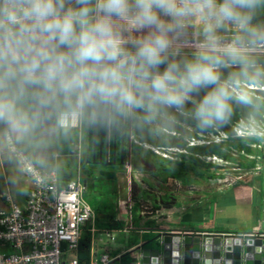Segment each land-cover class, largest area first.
<instances>
[{
	"label": "clouds",
	"instance_id": "clouds-1",
	"mask_svg": "<svg viewBox=\"0 0 264 264\" xmlns=\"http://www.w3.org/2000/svg\"><path fill=\"white\" fill-rule=\"evenodd\" d=\"M261 6L264 0H0L8 41L2 78L41 106L99 100L123 113L139 110L145 122L175 109L197 127L214 126L230 114L231 88L262 75L252 55L264 43V23L254 22ZM191 27L200 39L190 55H178ZM228 65L237 68L222 78ZM13 112L4 105L0 116L22 130Z\"/></svg>",
	"mask_w": 264,
	"mask_h": 264
},
{
	"label": "rangeland",
	"instance_id": "rangeland-1",
	"mask_svg": "<svg viewBox=\"0 0 264 264\" xmlns=\"http://www.w3.org/2000/svg\"><path fill=\"white\" fill-rule=\"evenodd\" d=\"M258 16H260V14H258ZM261 23H264V20H261ZM197 31L195 27L189 29L185 37L187 42L180 46L178 55L188 56L194 51L196 43L200 39L197 35ZM223 36L226 40L230 39L231 29L229 28L224 31ZM259 44L264 46V43H257L254 47L256 51L253 53L256 57L264 58V47L258 48ZM2 52L5 53L6 50H2ZM225 69H227V67H225ZM235 86L239 87L233 86L231 92L233 96L241 102H244L240 99L243 95L258 97L249 90L261 89L259 84L250 86L239 83ZM240 86H243V88ZM193 98L197 99L195 93L193 94ZM107 104L106 114L108 115L109 121L111 118L110 116L113 114H124L123 123L127 126V130L120 135L118 141L116 138L113 139L111 137L112 134L108 130V133L103 139L104 141H102V148L104 147L105 162L109 163L107 165H111V167H98V169L104 170H109L113 167L112 170H114L116 174L118 184L116 185L118 189L116 194L117 197L116 195L112 196V194H110L108 182L103 181V184L106 183L104 185L97 183L96 189H93L91 187V179L83 175L84 181H87L90 186L87 187L84 193L83 201L92 208L94 205H99L105 201L103 199V194H106L108 198H110L108 200L110 204L112 203L116 207V211L119 210L122 205L125 211L130 197V200L135 203L133 205V211L136 212L141 210L145 213L144 216L146 217V221L144 223H155L154 217L156 216L160 219H167L168 215L172 214H169L170 209H173L176 205H183L182 211L177 215L180 219V217L187 215L185 213H187L186 211L189 210V207H193L194 209H198L205 205L215 207L217 201L221 200V195L228 190L226 189L227 186H229L230 189V187L236 186L239 179L243 180L242 182H248L256 175V163L260 167L261 175L264 174V127L260 122L254 119H243L232 128L227 127L228 134L220 128L215 127L213 133L202 135L198 133L195 128L187 127L185 124H176L170 117L167 118L163 114L157 116L158 120L145 122L138 115L140 114L139 110L123 113L116 109L114 110L113 105L110 103ZM137 120H139L143 126H149L151 130L139 126ZM262 122L264 125V120ZM110 128L109 126L108 129ZM185 130H188L189 133L196 134L199 138H189ZM160 134L171 136L176 140L182 139L186 146H184V148L162 147L164 143H171V141L166 138L162 139ZM251 134L258 138L259 142L256 146H253L255 148L253 155L247 156L246 158L243 157L244 154H238L230 148L225 154L227 158L224 156L220 157L206 154L195 155L194 153L193 155H195V157L206 164H210L209 167L202 169L204 177H198L192 171L182 180L166 176L163 171H168L171 168L157 158L159 156L174 161L177 160L175 156L177 154L190 155L186 147L205 146L212 143L217 144L220 148L222 147L223 151H225V145L229 143L230 140L234 138L250 137ZM136 146H140L141 151L137 150ZM110 148L113 150V157L111 153H108ZM150 152L155 157H153ZM111 158H113L112 161H110ZM251 161L255 163V168L252 170H246L240 166L243 163ZM86 168L90 169V166H85L83 162V173ZM98 169L95 168L93 172L95 175L98 174ZM120 211L122 212L121 209L119 212ZM150 217L153 218L150 220ZM174 217L176 219V216ZM211 217L212 216H209L208 218ZM119 220L122 221V218H119ZM97 227H99L98 219ZM105 237L106 236H103V238Z\"/></svg>",
	"mask_w": 264,
	"mask_h": 264
},
{
	"label": "crops",
	"instance_id": "crops-1",
	"mask_svg": "<svg viewBox=\"0 0 264 264\" xmlns=\"http://www.w3.org/2000/svg\"><path fill=\"white\" fill-rule=\"evenodd\" d=\"M263 11L264 6H261L257 9L256 15L260 14V16H264ZM7 43L6 41L4 49L0 47V111L3 110L4 105H13V116L20 121L22 130L14 129L8 119L0 116V211L7 209V204L4 200L5 195H9L15 203L23 204L30 187L16 160L8 152V138H11L16 146L28 154L40 167L49 168L54 166L57 175L63 180L74 179L78 170L75 158H73L74 162H72L75 163V167L74 165L73 168H71V165L67 166V161H70V159L66 155L67 148L64 142L57 135V129H60L59 124L57 123V128L56 124L50 121H34L22 106H17L18 99L15 96L10 98L11 96L8 95L14 92L13 89H8L7 91L10 84L2 78L4 66L1 65L3 58L7 55ZM2 50H6V52L4 53ZM108 124H110V121H108ZM108 128L109 125L105 133H103L102 128L97 129L95 127L91 139L88 135L84 139L83 129L81 132L77 131V135L80 133L81 136V148L82 150L84 149L82 163L84 162L85 166H89V164L85 163L84 158L87 155L90 157L96 154L97 150L102 146V141H104L103 139L108 130L110 131ZM97 135H99L98 145H96L95 140V136ZM82 163L80 169L83 178ZM90 169L94 170L95 167L90 166ZM255 171L256 175L248 182H242L243 180L239 179L236 186L230 187V189L227 186L226 189L228 190L221 195V200L217 201L215 207L211 205H205L198 209L189 207V210L185 213L187 215L180 217V219L177 215L182 211L183 205H176L173 209H170L169 214L172 213L173 215H168L167 219H160L156 216L154 217L155 223H144L146 221L145 213L141 210L134 212L133 205L135 203L129 197L128 206L125 211L122 205V207L120 206L122 212H119L120 209L117 210L113 221L111 219L103 221V224L110 223L111 225L119 222L122 224V227H100L102 231L100 240L102 242H99L98 246L116 260L125 255H129V257L137 256L138 253H141V249L139 252L135 251L132 253L134 249L141 246L142 249L152 247V244L149 243L151 240L157 235L169 231L196 230L200 232L230 231V233L241 234L263 233L264 174L261 175L260 167L257 163ZM117 192L118 189L116 190V194ZM174 216H176V219ZM209 216L212 217L208 218ZM119 218H122V221ZM152 218L150 217V220ZM130 224L135 229L127 230ZM103 236L106 237L103 238ZM120 262L113 264H119Z\"/></svg>",
	"mask_w": 264,
	"mask_h": 264
},
{
	"label": "built area",
	"instance_id": "built-area-1",
	"mask_svg": "<svg viewBox=\"0 0 264 264\" xmlns=\"http://www.w3.org/2000/svg\"><path fill=\"white\" fill-rule=\"evenodd\" d=\"M0 33V47L4 49L7 39ZM260 88L264 90V86ZM82 119L83 105H75L73 111L59 115L58 124L62 130L81 132ZM77 136L73 154L78 170L76 177L67 181H61L54 166L40 167L11 138L7 139L8 152L30 187L23 204L4 196L7 209L0 211V264H80L78 251L85 234L90 236L89 264H110L114 260L99 248L102 231L97 227V215L83 201L87 186L80 169V133ZM131 229L135 228L130 224L127 230ZM259 234L264 236V232Z\"/></svg>",
	"mask_w": 264,
	"mask_h": 264
},
{
	"label": "trees",
	"instance_id": "trees-1",
	"mask_svg": "<svg viewBox=\"0 0 264 264\" xmlns=\"http://www.w3.org/2000/svg\"><path fill=\"white\" fill-rule=\"evenodd\" d=\"M261 20H264V16H255L254 17V22H261ZM253 57L256 60V67L262 70V75L257 78L254 82H249L246 79L240 80L237 84H245V85H250L253 86V84H259V87L264 86V58H259L256 57L254 53H252ZM6 57V56H5ZM5 57L2 60L1 65L4 66L5 64ZM237 68L236 65H228L227 69L221 68V73H222V78L226 76L230 71H235ZM10 87L8 89H13L12 85H9ZM234 87H239L235 86ZM243 88V86H240ZM252 91L255 95L258 97H254L251 95H247L250 97L251 102H241L239 99H236L234 96L233 98L229 101L231 105V111L228 117L221 123L216 124L214 126L206 127V128H200L195 125V123L188 118L186 115L177 112L175 109H167L165 112H162L160 114H163L167 118H171L174 123L176 124H185L187 127H193L196 129V131L202 135L208 134V133H213V129L215 127L220 128L222 131H224L226 134H228V128H232L235 126L240 120H249V119H254L255 121H258L263 125V116H264V90L258 89V90H249ZM251 93V92H250ZM10 98H13L14 96L16 99H18V105L22 106V108L25 109V112L29 114V117L33 119L34 121H50L52 123H55L57 128H58V118L59 115L63 112H71L75 109V104L72 105H65L60 98H57V101L51 102L46 106H41L39 105L36 100L33 98L31 95V92H26L22 96H17L14 93H9ZM197 99L198 96L195 94ZM233 95V93H232ZM15 104V105H16ZM108 104L107 102L104 101H99V100H94L92 103L84 104V109H83V119H82V131H83V136L84 139L87 138V135L90 137H93V130L95 127L102 128L103 133H105L107 127H108V115L106 114ZM191 107L190 102H186L185 108ZM115 110V108H113ZM114 113V112H113ZM123 115L124 114H113L110 116V132L112 134V138L118 141L120 139V135L127 130V126H125V123H123ZM140 117L142 113L138 114ZM154 120H158V117H156ZM102 124V125H101ZM137 124L139 126L145 127L148 130H151L149 126H143L139 120H137ZM228 127V128H227ZM58 130V136L59 138L64 142L67 150H66V155H68V158L70 161H67V166L71 165V168H73V165L75 167V163L73 158V148L74 145L77 143V130ZM98 132V130H96ZM155 131V130H154ZM185 133H187V136L192 139H197L199 138L196 134L189 133L188 130H185ZM161 135V134H160ZM98 136H95L96 140V145H98L99 140ZM104 136V134H103ZM162 139H167L170 140L171 143H164L162 147L169 148V147H178V148H184L186 146L185 142H183L182 139H174L171 136L167 135H161ZM229 136V135H228ZM229 141V140H228ZM258 138L256 137H246V138H234L229 141V143H226L225 145V151H223L222 147L220 148L217 144L212 143V144H207L205 146H190L186 147L187 151L190 152L189 156H186L184 154H177L175 155L177 157V160L171 161L168 159H164L161 157H157L160 161H163L165 164L168 165L171 169L168 171L165 170L163 173L166 176L173 177L178 180L184 179L191 171L198 177H204V172L202 171L203 168L209 167L210 164H206L202 160L198 159L195 157L197 154H206V155H216V156H225V154L229 151V148L236 151L238 154H244L243 157L251 156L254 153V145L256 146L258 143ZM137 150L141 151L140 146H136ZM84 150V149H83ZM82 150V153H83ZM98 151V150H97ZM195 153V155H193ZM151 154V152H150ZM153 157H155L153 154H151ZM83 156V154H82ZM84 157V156H83ZM91 157V156H90ZM88 157V158H90ZM113 157V156H112ZM87 158V159H88ZM92 158V157H91ZM113 158H111L110 161H112ZM84 160H86L84 158ZM243 169L246 170H252L255 168V163L254 162H247L243 163L240 165ZM103 168L104 167H111V165H106L103 163ZM113 169V167H112ZM109 169V170H104V169H98V174H94L93 172L95 169H85L83 175L91 179V187L93 189H96L97 183H100L101 185H104L106 183H102L103 181L109 183V188H110V194L112 196L116 195V174L114 170ZM61 179V178H60ZM61 181H67L61 179ZM87 182V181H86ZM87 187L89 186V183L87 182ZM96 192V190H95ZM103 201L99 205H94L93 209L97 215L98 219V226L100 227H107V228H120L122 227V224L119 222H115L113 225L110 223L103 224V221L106 219H111L112 221L114 220L116 214V209L115 206L108 201L110 198H108V195L103 194ZM230 232V231H226ZM90 236L85 234L84 238L80 241V246H79V251H78V260L80 264H89L90 261ZM130 260L129 255L122 256L121 262H127Z\"/></svg>",
	"mask_w": 264,
	"mask_h": 264
},
{
	"label": "water",
	"instance_id": "water-1",
	"mask_svg": "<svg viewBox=\"0 0 264 264\" xmlns=\"http://www.w3.org/2000/svg\"><path fill=\"white\" fill-rule=\"evenodd\" d=\"M149 243L150 248L134 249L132 253L140 249L141 253L129 261L119 258L111 264H264V236L259 233L177 230L159 234Z\"/></svg>",
	"mask_w": 264,
	"mask_h": 264
},
{
	"label": "flooded vegetation",
	"instance_id": "flooded-vegetation-1",
	"mask_svg": "<svg viewBox=\"0 0 264 264\" xmlns=\"http://www.w3.org/2000/svg\"><path fill=\"white\" fill-rule=\"evenodd\" d=\"M104 147L102 148V146H100L99 150L96 152V154H94L93 156H91L90 158L85 160V163L89 164V166L95 167L98 169V167H102L103 163H105L106 165L109 163L105 162V154H104ZM108 153H111L113 156V150L112 148H110V150H108Z\"/></svg>",
	"mask_w": 264,
	"mask_h": 264
}]
</instances>
